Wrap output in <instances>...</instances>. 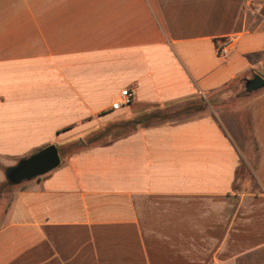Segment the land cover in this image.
Instances as JSON below:
<instances>
[{
  "label": "crops",
  "instance_id": "0c3cea01",
  "mask_svg": "<svg viewBox=\"0 0 264 264\" xmlns=\"http://www.w3.org/2000/svg\"><path fill=\"white\" fill-rule=\"evenodd\" d=\"M254 73L264 0H0V170ZM249 125L199 115L72 154L10 201L0 264H264V88Z\"/></svg>",
  "mask_w": 264,
  "mask_h": 264
},
{
  "label": "rangeland",
  "instance_id": "374dc122",
  "mask_svg": "<svg viewBox=\"0 0 264 264\" xmlns=\"http://www.w3.org/2000/svg\"><path fill=\"white\" fill-rule=\"evenodd\" d=\"M244 82L242 80L233 81L224 88L209 92L203 95L205 107L196 116L211 115L224 125L241 128L243 131L249 129V102L254 93H244ZM199 96V97H200ZM123 134L120 129L111 131L110 134L104 136L95 144L105 143L112 140L118 135ZM248 135V134H247ZM94 145V144H93ZM1 169V168H0ZM0 223L4 212L16 192L23 186V183L15 186L9 185L5 177V169L0 170ZM253 176L249 164L242 162L239 168L236 188L241 190H251L255 188L253 185Z\"/></svg>",
  "mask_w": 264,
  "mask_h": 264
},
{
  "label": "trees",
  "instance_id": "16d2710c",
  "mask_svg": "<svg viewBox=\"0 0 264 264\" xmlns=\"http://www.w3.org/2000/svg\"><path fill=\"white\" fill-rule=\"evenodd\" d=\"M220 52V50H219ZM264 77V74H262ZM205 107L203 97H194L188 99L177 100L158 108L150 114H145L139 118H132L115 122L107 127L89 134L85 138H78L67 142L61 146H58L59 153L61 155L62 162L65 163L66 159L72 154L77 153L101 140L107 134L115 129H120L123 134L118 135L124 136L132 133L133 131L142 128L150 127L155 125H161L165 123H176L183 122L195 117L197 114L202 112ZM43 148V147H42ZM41 149V148H40ZM38 151V150H37ZM28 157V156H26ZM24 157V158H26ZM22 158V159H24ZM37 177V179H41ZM11 185V184H9ZM15 186V185H12Z\"/></svg>",
  "mask_w": 264,
  "mask_h": 264
},
{
  "label": "water",
  "instance_id": "95a60500",
  "mask_svg": "<svg viewBox=\"0 0 264 264\" xmlns=\"http://www.w3.org/2000/svg\"><path fill=\"white\" fill-rule=\"evenodd\" d=\"M264 88V77L254 73L252 77L244 79V93L251 94ZM62 159L55 144L47 145L17 164L5 168V177L11 185L21 184L44 176L61 165Z\"/></svg>",
  "mask_w": 264,
  "mask_h": 264
},
{
  "label": "built area",
  "instance_id": "2783aa9c",
  "mask_svg": "<svg viewBox=\"0 0 264 264\" xmlns=\"http://www.w3.org/2000/svg\"><path fill=\"white\" fill-rule=\"evenodd\" d=\"M229 44H224L222 48H219L220 52H225ZM134 99V93L129 89H124L121 93V99L113 104V109H120L123 106L129 105Z\"/></svg>",
  "mask_w": 264,
  "mask_h": 264
}]
</instances>
